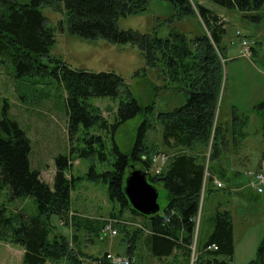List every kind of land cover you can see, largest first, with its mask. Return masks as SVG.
I'll list each match as a JSON object with an SVG mask.
<instances>
[{
    "label": "trees",
    "instance_id": "trees-1",
    "mask_svg": "<svg viewBox=\"0 0 264 264\" xmlns=\"http://www.w3.org/2000/svg\"><path fill=\"white\" fill-rule=\"evenodd\" d=\"M152 1L155 0H0V62L11 63L16 78L58 80L66 93L69 135L74 139L84 128L85 141L90 145V148L78 149V156L99 153L103 160L109 161L113 153L118 155L116 162L111 163L113 170L98 174L92 167L89 177L94 181L103 179L109 185V199L120 207L110 217L121 221L115 228L125 234L126 242L132 245L127 254L136 257L134 249L138 251L140 245L145 244L150 256L160 263L179 253L178 264H190L197 243L203 195L214 190L215 178L229 182L227 174L233 171L234 176L239 177L242 173L239 169L247 163L244 159L238 160L237 155L242 142L247 139L248 118L236 111L225 115L220 98L225 77L220 54L227 34L226 21L195 0H159L174 6L172 20L198 17L207 32L190 41L181 32H172L163 38L155 32L142 34L119 28L121 18L144 11ZM208 1L228 10H238L253 20L260 19L252 14L264 7V0ZM45 8L63 14L64 19L52 26L42 12ZM58 33L88 41L104 39L113 44H133L150 66H157V62L163 60L172 81L187 87L186 104L160 113L156 124L146 118L129 154L117 147L107 149L101 135L90 134L92 129L110 126L101 111L91 104L92 98L117 99L126 93L128 100L122 102L119 109L121 122L142 113H152L154 106L143 108L130 91L122 90L124 80L113 72L74 69L52 57ZM42 59H48L54 66L42 64ZM256 112L263 119L264 136V102L257 106ZM226 117L229 119L225 120ZM158 125L160 139L149 141V132ZM93 141L100 142V148L94 147ZM31 151V141L19 124L7 116L0 119V182L9 189L10 200L30 197L37 205L36 214L26 216L21 210H11L0 204V242L22 247L24 264L64 261L84 264L82 253L74 246L75 232L70 241L56 233L51 222L52 217L57 216L64 226L84 227L97 234L108 224L105 220H91L71 210L75 181L69 177L68 169L78 157L57 159L58 170L52 188L42 180L40 171L32 169ZM160 157L167 163L160 173H156L154 161ZM263 161L264 152L259 166ZM136 165L147 173L150 183L168 193L166 208L156 215L143 216L133 210L125 194L126 177ZM126 212L131 218L143 219L142 227L130 226L131 220L124 218ZM213 222L212 234L197 253V264H233L234 222L228 206L221 204L216 208ZM214 246L216 250L212 249ZM106 256L94 257L90 262L110 264ZM136 259L142 260V256ZM250 264H264V240Z\"/></svg>",
    "mask_w": 264,
    "mask_h": 264
},
{
    "label": "rangeland",
    "instance_id": "rangeland-1",
    "mask_svg": "<svg viewBox=\"0 0 264 264\" xmlns=\"http://www.w3.org/2000/svg\"><path fill=\"white\" fill-rule=\"evenodd\" d=\"M202 1L207 8L225 18L227 23V34L221 49L223 54H220L225 71L220 98L225 115L236 111L248 118L247 139L242 142L237 155L238 160L244 159L247 163L239 169L242 172L239 177H235L232 171L227 174L229 182L225 179L224 182L220 180L223 189L218 188L220 190L216 195L209 193L203 195L197 243L190 264H197V253L204 247L214 230V207L221 204L228 206L233 214L235 240L233 264H250L257 257L264 240V194L260 195L249 187L250 174L264 170V161L261 163L262 166H259L264 152L263 119L256 112L257 106L264 102V7L257 14H252L259 16L260 19L253 20L238 10H228L211 1ZM1 11L0 7V13ZM42 12L52 26H56L64 19L63 14L49 8L42 9ZM174 14L175 8L172 4L155 0L144 11L121 18L118 25L121 30H134L142 34L155 32L163 38L170 36L172 32H181L190 41L207 32L198 17L176 21L171 19ZM246 38L256 42L252 48V52L255 51L250 56H244L240 52L241 43ZM51 56L63 60L74 69L113 72L123 78L125 85L122 90L130 91L143 108L154 106L152 113H142L121 122L119 109L121 103L128 100L126 93H122L117 99L92 98L91 104L101 111L110 126L107 129H92L90 134L101 135L109 150L117 147L124 154H129L137 141L138 129L146 118L156 124L160 113L173 111L187 102V87L181 82L172 81L166 63L161 60L157 62V66H150L143 53L133 44H113L104 39L88 41L58 33ZM41 63L54 66L48 59H42ZM4 116L17 122L26 132L32 144L31 167L40 171L42 180L52 188L58 170L57 159L61 156L78 157L68 169L69 177H73L75 181L71 198L72 212L91 220L102 219L108 222L111 220V213L120 210V207L109 199V185L104 183L103 179L94 181L89 177L92 167L98 174L113 170L111 163L116 162L118 155L113 153L109 161L103 160L99 153L90 154L88 157L78 156V149L90 148V145L85 141L87 136L84 128L74 139L69 135L66 93L58 80L50 77L16 78L12 64L1 61L0 119ZM227 119L229 118L226 117L225 120ZM160 131L158 125L149 132L148 140L158 141ZM100 144L94 142L92 145L100 148ZM155 163L158 170L167 163V160L160 157L154 161ZM133 167L143 171L140 165L132 166L131 169ZM158 190L159 204L163 210L168 203V193L162 187ZM0 204L7 205L11 210H21L26 216L37 212L34 198L10 200L9 189L1 182ZM124 218L131 220L132 226L133 219L129 212H126ZM115 221L121 224L119 219ZM51 222L56 233L66 236L70 241L73 240L75 232L74 246L82 253L84 264H91L90 259L104 258L106 254L121 260H130L134 264H178L180 259L177 253L160 263L150 256L147 246L141 244L138 251L134 249L136 257L142 256V260L137 261L136 257L127 254V249L132 245L126 242L128 237L115 228L118 223H112V228L117 234L103 231L97 234L84 227L64 226L57 216L52 217ZM130 229L133 230L134 227ZM23 256L24 250L20 246L0 242V264H24ZM106 261L110 263L109 259ZM55 264L67 263L64 261Z\"/></svg>",
    "mask_w": 264,
    "mask_h": 264
},
{
    "label": "water",
    "instance_id": "water-1",
    "mask_svg": "<svg viewBox=\"0 0 264 264\" xmlns=\"http://www.w3.org/2000/svg\"><path fill=\"white\" fill-rule=\"evenodd\" d=\"M125 194L133 210L143 216L156 215L161 211L159 190L150 183L145 171L133 167L125 180Z\"/></svg>",
    "mask_w": 264,
    "mask_h": 264
},
{
    "label": "built area",
    "instance_id": "built-area-1",
    "mask_svg": "<svg viewBox=\"0 0 264 264\" xmlns=\"http://www.w3.org/2000/svg\"><path fill=\"white\" fill-rule=\"evenodd\" d=\"M255 45V41L253 40H248V39H244L241 43V47H240V52L242 55L244 56H250L251 54V50ZM163 160H166L165 158H163ZM157 173H160L161 168H158V170H156ZM263 172H255L254 174H250V181H249V187L255 189L260 195L264 194V170H260ZM214 184L218 187L221 188L223 185L219 180H215ZM112 223H114V221H110V223L103 229V232H112L113 234H117L116 230H114L112 228ZM211 249V248H210ZM212 249L216 250L217 248L214 246L212 247ZM106 259H109L110 264H134L132 263V261L130 260H121L119 258H115L112 255H107ZM95 264H102L101 261L96 262Z\"/></svg>",
    "mask_w": 264,
    "mask_h": 264
},
{
    "label": "crops",
    "instance_id": "crops-1",
    "mask_svg": "<svg viewBox=\"0 0 264 264\" xmlns=\"http://www.w3.org/2000/svg\"><path fill=\"white\" fill-rule=\"evenodd\" d=\"M199 4H202V5H204L203 4V1L202 0H199V2H198ZM205 6V5H204ZM222 17V16H221ZM223 18V17H222ZM224 20H225V18H223ZM255 51V50H254ZM254 51L252 52V53H254ZM236 185H238V184H236ZM214 190H212L211 192H209V194L210 195H216L217 194V187L214 185ZM219 206V205H218ZM217 205L214 207V212H215V210H216V208L218 207ZM132 219H134V218H132ZM134 220H137V221H139V222H141V223H143V219H141V218H139V217H136Z\"/></svg>",
    "mask_w": 264,
    "mask_h": 264
},
{
    "label": "bare ground",
    "instance_id": "bare-ground-1",
    "mask_svg": "<svg viewBox=\"0 0 264 264\" xmlns=\"http://www.w3.org/2000/svg\"><path fill=\"white\" fill-rule=\"evenodd\" d=\"M154 170H155V172H156V170H157L156 163L154 164ZM132 226H134V227H142V223L139 222V221H137V220H134V221L132 222ZM21 248H22V247H21ZM22 249H23V248H22Z\"/></svg>",
    "mask_w": 264,
    "mask_h": 264
}]
</instances>
